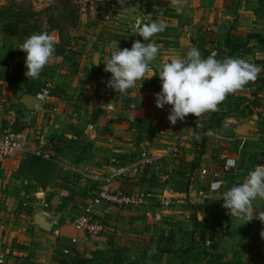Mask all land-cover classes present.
Segmentation results:
<instances>
[{"label":"crops","instance_id":"0c3cea01","mask_svg":"<svg viewBox=\"0 0 264 264\" xmlns=\"http://www.w3.org/2000/svg\"><path fill=\"white\" fill-rule=\"evenodd\" d=\"M84 4H89L88 0ZM91 4L97 6L95 14L89 19H95V23L89 24L87 31L92 32L96 26L98 28L95 34L90 33L84 40L72 38L64 53L54 54L52 62L45 66L37 80L44 83L51 94L42 107L30 112L21 103L27 93L24 92L28 86L25 80L35 79L23 76V84L15 87L10 79H1L0 76V128L17 131L31 124L35 138L30 142V149L36 146L38 134L46 135V152L53 162L45 188L32 175L18 173L26 157L32 154L18 153L0 163V219L5 224V231L0 237V249L5 255L3 264H53L58 237L75 238L76 244L90 251H104L110 247L105 235L99 240H91L75 230L73 220L79 211L72 213L71 207L80 204L82 209L89 200L84 197L89 189L96 184L99 188L102 180L118 169L110 165V158L115 154H130L138 143V132L119 121H109L102 129L98 121L89 120L93 111L99 109L113 111L110 113L112 118L127 114V110L121 108V100L109 97V92L114 90L105 87L97 92V88L107 84L111 77V73L104 71L103 64L111 52L117 46L120 49L132 46L124 38L115 36L120 23L142 25V22L153 20L151 12L160 10L163 14L166 11L184 18L194 16L193 27L217 24L230 30L234 24V33L240 37L255 33L264 39V0H148L144 4L130 0H94ZM102 14L104 17H101ZM174 18L168 19L165 23L167 27H176ZM81 19L86 21V16L82 15ZM85 26L81 28L84 32ZM134 26L130 29L134 30ZM101 28L107 34L101 33ZM185 28L188 29V24ZM3 36L0 32V71L7 68L4 60L8 58L13 60V69L10 70L17 73L20 59L14 51L18 50L26 56L19 50L24 40ZM54 40L55 45H59V37H54ZM192 43L191 40L190 44L182 45H188V49ZM125 95L135 99L134 105L137 104L130 110L132 117L157 119L154 125L160 127L161 112L156 106L146 104L132 88ZM242 95L254 102L248 94ZM116 100L119 102L116 103ZM238 106L239 111L245 109V114L226 115L217 129L191 134L190 140H197L199 136L200 142L204 143H200L199 153L196 152L198 143L195 141L184 142L177 155L168 154V147L175 142L164 137L167 146L152 144L150 153L155 159L152 166L141 168L136 175L130 169L127 175L130 179L119 178L112 183L114 190L126 193L143 190L150 195L142 208H95L98 216L113 225L110 233L108 230L113 240L111 245L123 251L125 264H226L234 263L238 258L241 264H264V246L262 252L256 248L258 243L264 244V239L245 237L244 230L249 222L243 224V221L230 217L222 207L223 200H214L232 186L242 183L256 165H264V103H239L235 107ZM168 125L184 134L186 120L177 121L176 125L168 121ZM79 130H83L82 138L92 143V149L83 156L89 158L75 166L62 158H72V152L66 150L63 141L77 139ZM107 137L113 139L112 145L104 142ZM226 159L235 160L236 165L222 175L220 190L211 191L208 181L200 180V171L204 168L221 170ZM66 167H75L76 170L69 171ZM126 167L131 168L130 165ZM165 198H168L169 205H164ZM64 199L67 201L62 207ZM21 203L23 206L18 207V211L19 214L25 212L21 217L28 218V224L23 219L15 220L13 216ZM25 206L27 209L23 208ZM253 207L255 212L264 211V199L257 198ZM28 210L32 211V215L27 213ZM37 213L45 214L53 221L51 232L35 224ZM219 221H225L230 226L226 225L222 231L217 250L210 251L204 259L200 246L203 247V243L210 239L209 231L212 229L208 231V225L217 226ZM251 222L256 228H264V224L257 219ZM235 244H239L240 249L237 258L234 257Z\"/></svg>","mask_w":264,"mask_h":264},{"label":"rangeland","instance_id":"374dc122","mask_svg":"<svg viewBox=\"0 0 264 264\" xmlns=\"http://www.w3.org/2000/svg\"><path fill=\"white\" fill-rule=\"evenodd\" d=\"M84 1L85 0H0V32L4 36H6L4 33L5 25L9 22H13V23L15 22L19 24L18 27H19V30L21 29V35L14 37V38L17 40L23 41L32 34H38L42 31H47L49 28L48 17L53 16L55 19V22H53L52 25L53 27L54 26L58 27V29L47 31L49 34H51L53 37L58 36L60 40L59 31L63 30V37L65 39V42L66 43L68 42L69 44L72 38L84 40L87 38L86 36L89 35L90 33H92V35L95 34V30L96 28H98V26H96L95 30H92V32L87 31L88 25L95 23L94 21L95 19H92V21H89V19L92 18V14H95L96 10L93 13L91 10L83 11L82 9L84 8L83 6L85 5ZM146 1L148 0H145L144 2ZM88 2L92 3L94 2V0H88ZM151 13H153L151 14L153 20H151L150 22H144V23L142 22L141 24L151 23L154 20H158V19L163 20L165 23H167L169 18L176 17L174 18L176 19V21L175 22L173 21L176 27L175 28L166 27L165 31L156 34L149 41H146V43L155 42L159 46V53L157 55V58L153 62H151L152 70L146 73V78L152 76L153 74H158V71H159L158 66H162L164 63H168L174 58H183L186 55L188 49L193 46L197 47L201 51V54L203 57L209 56L215 53L216 59L218 60H222L225 57H236V58H244L248 60L249 62L256 64L258 60L264 59V39L261 38L262 41H260L259 38L258 39H248L247 36L240 37V35H237L236 33H234V31L236 30V26L234 24L231 25L232 28L230 30H225L224 28L218 27L217 24L215 26L210 24V26H206V27L204 25L202 26V28H199L198 26H195V27L192 26L195 24V21H196L194 16L184 18L183 16L168 14L166 11H164V14H163L161 13L160 10H154ZM82 15L86 16V21H83L81 19ZM102 16L103 14L101 15V17ZM145 18H149V17L146 16ZM186 24H188V29L185 28ZM83 25L84 26L86 25L84 27L85 32L82 31L81 29ZM131 26H134L132 22H131V25L120 23V26H117L118 29H116L117 33L115 36L124 38L130 44H132L136 40H140L141 42H143V38L136 36L135 31L132 30V28L130 29ZM103 29L104 28H101L102 30L101 33L107 34L106 30L104 31ZM126 29L128 31H126ZM108 32L109 34H111L110 31ZM257 36H260V35L258 34ZM191 40L193 42L192 43L193 45H190L188 49H186L188 45L184 46L182 44H188V43L190 44ZM230 40L233 41L232 42L233 44H236L238 46V49L235 52H231V49H230L231 44L228 43V41ZM60 42L61 44L59 43V45H55V48H56L55 54H60L61 52L60 50L62 48L65 49L66 45L61 40ZM58 46H61L60 49H58ZM14 53L17 54L20 59V62H18V69H17L18 72L14 73L13 70H10V68H12L13 66L12 65L13 60L12 59L8 60V58H5L4 62L7 63V66H6L7 68L3 70L1 69L2 71H0V76H2L3 78L10 79L12 85L14 83V86L15 85L18 86V84L20 83L23 84L22 77L25 76L24 73L27 71L25 64H24L26 56L23 55L22 52L18 53V50H15ZM105 87L108 88L107 84H103L102 86L97 88V92H100L98 91L100 90V88H105ZM132 90L137 91V93L139 94V97L143 98L142 100L145 101L146 104H153L155 106V94L160 92L161 90V83L159 80V76L153 75L151 78L143 80V82L142 81L137 82L136 86L133 87ZM244 92L245 94H248L250 97H252L255 103L257 104L264 103V87H258L257 89L253 88L251 91L245 90ZM244 92L242 93L236 92L234 94H229L226 97V99L223 101V103L219 105L220 110L218 112H220L221 115L225 113L234 114L233 108L239 103L244 104V105H246L248 102L254 103L252 102V100L248 98V96L242 95L244 94ZM109 94H111L109 97L121 100V108L123 110H127V114L122 115L121 117L112 118L110 117L112 115L110 113H112L113 111L108 110L107 112H105V110L99 109L97 111H93V113L89 117V120L91 122L98 121L100 125L102 126V129L106 128L104 126H107V123L109 121L113 123H117L119 120H121L120 123L125 124L130 130H133L130 128V125L127 123L126 120L135 118L131 116L132 111L130 112V110H133L134 108L137 107V104L134 105L135 99H132L131 97L126 96L125 94H121L119 96L118 93L115 91L109 92ZM124 97L126 98V100L123 99ZM117 102L119 101L116 100V103ZM143 107L145 109V105ZM170 108H171L170 105H165L163 109H160V108L157 109L158 111L161 112L160 113L161 115L159 118L161 120L159 123L160 127H155L154 124L157 119L154 120L153 118H151L152 125H151L150 131L146 129L143 132L141 131L139 132L143 135L144 139L149 140L151 147L153 143L161 145V146L163 145L167 146V144H164L165 143L164 141L166 139H169L170 142L173 141L178 145L179 151H180V148L182 147V144L184 142L194 143L196 141L198 143L196 144L198 145L196 152L199 153L200 148L198 147L201 146L200 139L196 140L193 138L192 140H190V136L193 133L201 134L202 131L208 126V119L212 118V116L209 113H205L197 119V117H195L194 115L189 114L185 118L186 127H184L185 129L184 134H181V130L179 132L175 131L176 129L175 127L171 128L170 125H168L167 116L169 115ZM198 124H200V126H198ZM161 131L164 132V136L160 137ZM76 135H77V139L67 138L65 139V141H63V143L65 144V147L67 148L66 150L72 152V158L71 157L66 158L65 156L62 158L68 161L70 164L79 166L80 164L78 163H81V162L83 163V161L89 158V157L84 158L83 156L90 153L92 149V143H89L88 140H84L82 138L83 130H79L76 133ZM105 135L106 134H104L103 136ZM170 137H172L171 140H170ZM160 138H164V139H160ZM104 142H106L107 145H112L113 139L111 140V137H107V139L105 138ZM139 152H140L139 144H136L135 149L130 154H126V153L121 154V155L115 154L110 158L109 163L110 165H113L116 168H122V167L125 168L126 166H129V165L131 166L139 160V157H140ZM117 156H122L123 158L119 160ZM125 177H127L126 179H130L129 176H125ZM125 177H122V178H125ZM97 187H98V184H96L95 186L89 189V192L87 193L88 197L91 195H92L91 197H93L94 195L98 193ZM91 197H89L88 199H90ZM85 205H86V202H85ZM20 206H23V204L22 203L20 205L18 204L16 210L13 213V216L15 220L23 219L25 223L28 224L29 219L25 217H21V214H24L25 212H22L21 214H19L18 207ZM41 206L42 207L40 208L43 209L42 204ZM79 206L80 204H78L77 206L73 205L71 207V212L75 213L77 210L80 211L81 208ZM144 206L145 205L141 206L140 208ZM23 208L27 209L26 206ZM19 210L21 211V208H19ZM222 222L220 223L227 225L229 228L230 224H228L225 221H222ZM23 224L24 223H21V225ZM104 224H105L106 230H105V233L103 234L107 237V243L110 247L101 252H105L107 256H110L111 255L110 250L114 248L112 247L113 245H110L112 236L108 234V230L110 233V229L113 227V225L112 226L109 225V222L107 220H104ZM244 226H247V225H244ZM247 227L245 228L247 229ZM207 229L208 231L210 229L212 230L215 229L214 232L216 234V237L213 240L214 243L210 241L211 239L208 238V241L206 243H203L204 246L203 247L200 246V248L203 250L202 256L204 259H205V256L210 253V251L215 252V250H217V247L220 246V239H222L221 238L222 231L220 229V226L213 227V225L210 224L208 225ZM240 229L241 228L239 227L238 231H240ZM243 230L244 229H242V231ZM245 232L246 230H244V234ZM208 243L210 244L208 245ZM238 246L239 244L236 245V250H235V253L237 252V254L240 253L239 251L240 249L238 248ZM262 246H264V244L262 245V243H258V246L256 247L258 251L262 252ZM225 258L227 259L228 257H225ZM243 262L246 263V261H243Z\"/></svg>","mask_w":264,"mask_h":264},{"label":"clouds","instance_id":"9594fccd","mask_svg":"<svg viewBox=\"0 0 264 264\" xmlns=\"http://www.w3.org/2000/svg\"><path fill=\"white\" fill-rule=\"evenodd\" d=\"M166 27L165 22L159 19L135 25L136 36L142 37L143 42L134 41L130 49L117 46L103 64L104 71L111 73L107 87L118 94H126L138 81L143 82L158 75L161 90L155 94V106L160 109L165 105L171 106L167 116L171 125H176L177 121L183 122L189 114L198 119L205 113L218 112L219 105L229 94L243 91L250 82L256 81L262 71L261 66L244 58L225 57L218 60L215 53L205 58L193 46L183 58H174L158 66V74L146 78L151 62L159 53V46L155 42L146 41L165 31ZM19 50L26 53L25 77L39 79L40 73L54 58L55 40L47 31H42L27 37ZM235 164V160L228 161L229 166L234 167ZM257 198L264 199V165H256L242 183L232 186L214 200H223L222 207L227 214L243 221V224L253 219L264 224V211L255 212L253 207V201ZM260 236L264 239V229Z\"/></svg>","mask_w":264,"mask_h":264},{"label":"built area","instance_id":"2783aa9c","mask_svg":"<svg viewBox=\"0 0 264 264\" xmlns=\"http://www.w3.org/2000/svg\"><path fill=\"white\" fill-rule=\"evenodd\" d=\"M83 11L91 10L92 13L97 9L96 4H86L83 6ZM152 66L150 65V70ZM140 82V81H138ZM248 91L250 89H247ZM50 95V89L45 88L41 92L35 95V97L43 104ZM160 135L163 136L164 132L161 131ZM35 138L34 128L31 124L25 126L22 130H2L0 129V163L4 160L13 157L18 153H30L36 157H40L44 160H52L51 155L46 152L48 146L47 136L44 134H38L36 146L31 150L30 142ZM140 157L139 160L131 165V168L122 167L115 169L113 173L106 176L102 180V184L99 187L98 193L90 198L86 205L83 206L81 211L76 215L73 220V226L78 233L84 234L91 240H99L103 233H105L106 227L104 220L98 216L95 212V208L105 207L107 209L113 207L123 208H139L146 204L147 199L150 197L148 192L139 190L132 193H126L120 190H114L112 183L119 178L125 177L129 174L130 169L133 170V174L136 175L140 172L141 168L152 166L154 158L150 153L151 145L148 139H144L139 146ZM168 154H179V147L177 144H173L168 147ZM226 159L223 168L221 170L204 168L200 171V180L208 181L211 191H218L222 187L223 180L222 175L225 172L233 169V166L228 165ZM236 165V164H235ZM69 171L75 172V167H66ZM164 205H169L168 198L163 199ZM48 205L45 204V207ZM5 231V224L0 219V237ZM73 243H77L75 238L72 239ZM210 243H208L209 245ZM5 261V255L0 249V264Z\"/></svg>","mask_w":264,"mask_h":264},{"label":"trees","instance_id":"16d2710c","mask_svg":"<svg viewBox=\"0 0 264 264\" xmlns=\"http://www.w3.org/2000/svg\"><path fill=\"white\" fill-rule=\"evenodd\" d=\"M130 1H134V2H139L140 4H144L145 0H130ZM55 22V19L53 16L48 17V30L47 31H51V30H56L58 29V27H53L52 23ZM19 24L17 23H13V22H9L5 25L4 27V33L7 37H17L19 35H21V29L19 30ZM60 34V40L66 45L68 46V42H65V39L63 37V30L59 31ZM258 35V34H257ZM256 34H249L247 35L248 39H258L260 41H262L260 36H257ZM231 41V40H230ZM228 41L230 45V49L231 52H235L238 49V46L236 44H233V41ZM61 44V42H60ZM128 45H132V44H128ZM61 46H58V49H60ZM60 54H63L65 49H61L60 50ZM205 58L207 56H204ZM257 65L261 66L262 71L259 73L258 78L256 79L255 82H250L243 91H237V93H242L247 89H250V91L254 88H258V87H264V59L258 60L256 62ZM1 79H4L3 77H1ZM25 82L27 83L26 86L27 88L24 89V92H27L29 94L32 95H36L39 92H41L43 89L46 88L45 84L42 82H39L38 80H25ZM245 93V92H244ZM51 94V91H50ZM105 95V94H102ZM119 96L121 94H118ZM124 100H126V98H123ZM240 106L235 107V109H233L234 114H238L242 113L245 114V109H242L239 111ZM212 118L208 119V126L204 129V131H208V130H214L217 129L219 127V125L222 124L223 119L226 115H230V114H223L221 115L220 112H211L209 113ZM233 114V115H234ZM127 123L130 125V128L137 131L138 134L140 133L139 131L143 132L144 130L148 129V131H150L151 129V125H152V119L149 118H134V119H127L126 120ZM119 122H121V120H119ZM23 129V128H22ZM19 129V130H22ZM144 140L143 135L140 133L138 136V143L140 146V143ZM201 144H204L203 142H201ZM204 151L201 150V155H203ZM119 158V160H121V158H123L122 156H117ZM52 166H53V162L50 160H44L40 157H36L34 155H28L25 159V161L22 163V165L20 166L18 173L22 174V173H28L30 175H32L40 184V186H42V188H45L47 186V183L49 181V177H50V173L52 171ZM98 188V187H97ZM99 191V188H98ZM92 196V195H91ZM89 196V197H91ZM95 196V195H94ZM93 196V197H94ZM85 200H87L88 194L84 195ZM91 197V198H93ZM62 207L63 205L66 203V199L62 200ZM60 206V209L62 208ZM80 212V211H79ZM78 212V213H79ZM28 214H31L32 211L28 210L27 212ZM223 223V222H222ZM217 226H220L221 231L226 229V225L221 224L220 222L216 223ZM215 227V226H214ZM264 229V228H262ZM260 228H256L254 227L252 222H249L248 227L246 229L245 232V237L248 238H252V237H261L260 236V232L261 230ZM215 229L211 230L210 232V241H212L214 243V238L216 237L215 234ZM111 241H110V245H111ZM111 255L107 256L105 252H101V251H90L88 249H86L85 247H83L82 245L73 243L71 239H67V238H61L58 237L56 239V246H55V250H54V254L52 256V261L53 264H125V259L123 258V251L119 250V249H111L110 250ZM105 255V256H104ZM234 257L237 258V252L234 253ZM206 258V257H205ZM228 264H241L239 261V258L237 259V261L233 262H229Z\"/></svg>","mask_w":264,"mask_h":264},{"label":"water","instance_id":"95a60500","mask_svg":"<svg viewBox=\"0 0 264 264\" xmlns=\"http://www.w3.org/2000/svg\"><path fill=\"white\" fill-rule=\"evenodd\" d=\"M21 103L30 112L36 111L42 107L41 101H39L35 95L25 93L22 97ZM35 224L41 229L51 232L53 227V221L48 219L45 214L37 213L34 217Z\"/></svg>","mask_w":264,"mask_h":264}]
</instances>
